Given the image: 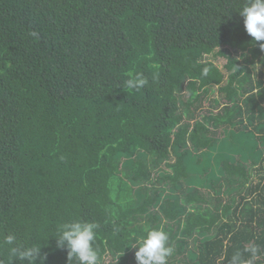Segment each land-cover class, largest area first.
I'll use <instances>...</instances> for the list:
<instances>
[{
	"label": "trees",
	"instance_id": "trees-1",
	"mask_svg": "<svg viewBox=\"0 0 264 264\" xmlns=\"http://www.w3.org/2000/svg\"><path fill=\"white\" fill-rule=\"evenodd\" d=\"M246 3L0 0V264H27L7 235L69 264L55 236L75 220L99 224V264H137L145 228L169 234L168 264H247L253 245L264 264V41ZM129 73L148 85L126 91Z\"/></svg>",
	"mask_w": 264,
	"mask_h": 264
},
{
	"label": "clouds",
	"instance_id": "clouds-1",
	"mask_svg": "<svg viewBox=\"0 0 264 264\" xmlns=\"http://www.w3.org/2000/svg\"><path fill=\"white\" fill-rule=\"evenodd\" d=\"M243 17L244 28L247 34L252 37V42L264 41V0H247L245 6L239 10ZM33 36L37 34L32 33ZM264 49V43L260 44ZM208 68L202 70V74L207 76ZM148 79L142 73L128 74L124 81L125 90L138 91L148 85ZM99 224L96 222H87L75 220L63 223L58 228L56 245L58 248H66L68 251V261L75 259L78 264H99V255L94 247L97 239V229ZM144 235L135 246V259L137 264H168V258L172 256L174 248L170 244L169 234L163 228H145ZM5 243L12 245L10 253L14 258L20 261H26L27 264H37L39 258L40 264H43L46 256L41 255V247H23L16 246V237L7 235ZM258 246H251L243 250L249 254L247 264H254V260L259 253ZM243 253L237 251L231 257L230 264H241Z\"/></svg>",
	"mask_w": 264,
	"mask_h": 264
},
{
	"label": "rangeland",
	"instance_id": "rangeland-1",
	"mask_svg": "<svg viewBox=\"0 0 264 264\" xmlns=\"http://www.w3.org/2000/svg\"><path fill=\"white\" fill-rule=\"evenodd\" d=\"M223 62H224V60H223V59H220L218 63H219V65H221ZM257 178H258V177L256 176V177H255V180H257ZM143 222H144V220L142 221V223H143ZM176 256H178V255H176ZM103 259H104V262H105L106 264H107L108 262H111V261H112L111 257H110L108 254H106V255L104 254V255H103Z\"/></svg>",
	"mask_w": 264,
	"mask_h": 264
}]
</instances>
